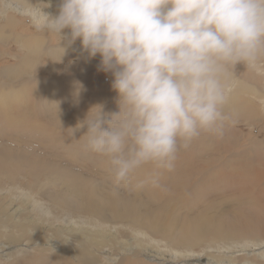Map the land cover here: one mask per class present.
<instances>
[{
    "label": "clouds",
    "instance_id": "clouds-1",
    "mask_svg": "<svg viewBox=\"0 0 264 264\" xmlns=\"http://www.w3.org/2000/svg\"><path fill=\"white\" fill-rule=\"evenodd\" d=\"M38 20L59 35L62 56L79 41L112 77L116 110L92 105L72 135L86 127L77 140L105 158L117 186L159 187L181 148L222 134L233 118L229 70L264 62V0H59Z\"/></svg>",
    "mask_w": 264,
    "mask_h": 264
},
{
    "label": "rangeland",
    "instance_id": "rangeland-1",
    "mask_svg": "<svg viewBox=\"0 0 264 264\" xmlns=\"http://www.w3.org/2000/svg\"><path fill=\"white\" fill-rule=\"evenodd\" d=\"M23 1H25L24 3L28 2L27 3L28 5L29 4L30 5H34V6L38 5L39 7H42L44 5V2L41 3L42 0H0V26H1L0 28H4L7 31L6 35L0 36V51H1L0 52V67H5V68L10 67L11 64L12 65L16 64L25 55L26 50H25L24 46L22 45V39H23V35L22 34L26 33L25 30H27V31L29 30L31 33H42L41 29L35 28L32 25V20H31V18L29 16H24L22 14H17V9H16L17 6H16V4L19 3L18 6H21V5L24 6V4L22 3ZM15 2H18V3H15ZM41 4H42V6H41ZM3 5L6 6V7H4ZM7 8H8V10H7ZM1 11H3V13ZM5 18H6V20H5ZM14 18L15 19L16 18L20 19L21 21L20 20L19 21L21 22V24L18 22V26H14L13 29L10 27L11 28L10 29L7 26L10 25L11 22L15 20ZM30 21H31V23H30ZM15 22L17 24V21H15ZM27 25H29V26H27ZM21 29L23 31H21ZM42 30H44V29H42ZM8 31H9V35H8ZM11 32H13V33L10 34ZM21 32H24V33H21ZM20 34L22 36H20ZM49 34H50L51 37L54 36V35L56 36V33H53V32H49ZM3 38H5L6 41ZM59 39H60V37L58 36V39H57L58 42H59ZM12 40H14V41H12ZM23 52H25V53H23ZM54 55L52 53L48 54V52L45 51L44 48H42V52H41V54L39 56V58H41V60L39 62L43 63V65H45L46 67L43 68L42 65L41 66L38 65L36 67L34 66L35 68H33V71L35 73L31 75L32 79H31L30 85L26 86L27 88L23 87V86L21 88H18V90H20V89L23 90L22 93H23L24 96L16 94L14 92L15 90L12 89V85L13 84L10 83L9 81H7L6 83L4 82V84H3L2 81H0V99H1V101L3 100L2 104H1L2 105L1 106V110H0V114H1L0 115L1 116L0 117V124H1L0 126L3 127L5 124L7 125V126L5 125L6 127L4 126L5 128H3V130H2L3 132L0 131V139H1L0 140V148L4 149L5 151L14 152V153H23L24 151L27 150V152H31V154L35 153L33 155L34 158H35L34 161H39V159H40V160H42L43 163H47V164L49 163V162H47L48 160L49 161L50 160L54 161L53 160V158H54L56 162L54 163V162L50 161V163H52L53 166L61 167L62 169H67L69 171V174L71 175V179L70 180H72L73 176H77L78 178L80 177L81 180H85L88 183L89 186H91L96 181L98 183V181L100 180L101 183H102L101 186L103 185L105 187H103V188L102 187H98V190H99V192L102 195L103 194L106 195V193L109 191L108 187L113 188V185L106 184L103 181L111 179L113 177L110 174V172L108 170H106L105 168H103V167H98V169L96 171L97 166H94L92 164V160L89 159V158L93 157L96 160H98V159L100 160V159H102L101 156H99V155H97L95 153L88 154V155H83L84 152H83L82 148L79 147V146H77L74 149L70 150V152H65L67 154H65L63 152H60L57 148L55 150L51 151V148L49 150V149H47V147L45 145H43L44 143L42 144V142H44L43 140H45V139L42 140V137H44V136L41 135V134H38V131L36 132L37 135H36V133L32 132V131H36L37 129H35V130H31V129L27 130L26 129V126L35 125V123L37 125L38 124L39 125L40 124H44V121H46L47 119L54 118V117L58 116V114H56L54 112L52 107L48 103H46V101L48 100V97H46L47 92L43 93V97L41 95L42 92L45 91L44 88L47 90L45 84L42 83V81H44V80L45 81H53V80L55 81L56 79H61V78L67 79L68 78L67 80L69 81V83H71V85L70 86L60 85L59 92L55 91V93H57V95H59V98L57 99L58 100L57 104L62 106L64 108V110L66 108H68L71 111L70 116L73 119H75L77 117V115H78V111H77L78 108L75 107L74 105H72L73 104L72 102H74L76 99H74L72 102H70V99L74 96L75 85L78 82L77 80L80 81V79H86L87 78L86 76L83 77L82 72H81L84 67H83V65L80 66L79 65L80 62L78 63L76 61V59L78 57H67L66 56V58L64 57L65 59L64 58H61V59L58 58L57 59V57L54 56ZM47 56L48 57L51 56V58H48ZM1 57H3V58H1ZM37 57H38V55H37ZM36 61H37V59H36ZM263 65H264V63H263ZM77 66H79L81 68H79ZM34 69H36V70H34ZM88 74H89V76H91V77L96 79V84H95L96 86L94 87L95 88L94 92L88 89V92L89 93H93V95L95 97H87L86 99H84L85 101L83 103L86 104L87 102L92 100V104H94V105L100 103V104H103L105 106V110L107 108V109H111V110L115 111L116 104L114 102V98H115L116 94L111 89V79H112L111 75L110 74H106L103 71L98 70V68L90 70V72H88ZM259 74L262 76V78H260V79H258ZM259 74H258V72L256 70L253 69L252 66H244L243 64H238L234 70H232V69L229 70V72H228V82H230L233 77L237 78L235 80L238 83L237 85H240L244 95L246 93L245 96H247V97H249L250 99L253 100V104L256 107L257 114L255 112L254 113L255 116L251 117V119L250 118H247V119L246 118H241L240 119V118L232 116L233 117L232 120H230L227 123V126H229L230 128H233L232 131H231L230 136L232 137V140H233L234 143L231 144L230 146L227 145L226 143H223V144L220 145L219 139L221 140V137H222V135H221V136H216V139L214 140V142L210 146H208L207 148H205L202 145H199V139L197 141V145L190 144L186 149L185 148H181L179 151L183 152L186 155H188V162L185 165L189 166V165H193V164H200V165L205 164L206 160L211 158V156H212L211 154L212 153H216L215 154L216 155L215 159L218 160V163L221 162L220 158H223V163L222 164H227L229 166H233V167L239 169V172L243 168H255L257 170L264 169V110H263V108H264V103H263L264 96L261 95V94L264 93V69H262V72H259ZM38 78L41 79L42 81L40 82V80ZM32 82H34V83H32ZM52 84H55V83H52ZM250 84H253V85H250ZM83 87H86V86L83 85ZM252 87H255L258 90H252L253 89ZM69 88H71V89H69ZM262 88H263V90H262ZM51 89L53 90L55 88H51ZM246 89H248V90L246 91ZM259 89H260L261 92L259 91ZM99 90L100 91L103 90L104 92L106 90H109L108 92H109L110 95L108 97V100H106V101L98 100V99H100V97L98 98V97H96V95H99L98 94ZM29 91H31V92H29ZM49 91L52 94V91L51 90H49ZM112 92H113V94L111 96ZM254 95L256 96V98L254 97ZM258 101H259V103H258ZM46 104H47V106H46ZM259 104L263 108L260 107ZM84 106L85 105H83V108H84ZM258 106L261 109L258 108ZM38 108H40V109H38ZM48 108L51 109L50 112L46 111V109H48ZM83 108H82V110H84ZM43 109H45V110H43ZM260 110L263 113H260L259 112ZM31 112L33 113L32 115L30 114ZM84 112H83L84 114L87 113L86 110ZM42 113L43 114H48V115H42ZM25 116L27 118H25ZM46 116H47V118H46ZM65 116L67 118H69V119L71 118V117H68L69 115L67 116V114H65ZM36 117H38V118H36ZM256 118L257 119L259 118V119L257 120ZM22 119H24L25 122L22 121ZM249 119H250V121H249ZM252 120H254V121L257 120V121L255 123ZM37 121L39 123H37ZM21 122L23 123V125H25L24 123H28V124L30 123V124L29 125L26 124L24 126L25 128L22 129L23 125H22ZM68 122H72V120L70 119V121H68ZM54 123H55V121H53L52 125ZM65 123L66 122H63V123H61V125L65 124ZM47 125L49 126V124H47ZM57 126H58V124H54L52 128L56 129ZM12 128H13V130H12ZM5 129H6V132H4ZM14 132H16V135L13 134ZM19 133L22 134V135H20ZM31 133L33 134V136L36 135L34 137L35 138L34 140L30 139V138H33V137H31L32 136ZM29 134H30V138H28V136H26V135H29ZM66 134H68V133H64L62 135H65L64 137H68V135H66ZM236 134L237 135L239 134V137ZM59 136H60L59 133H56L54 135V137L50 136V137H52V138H50V141H51L50 143H52L51 147L54 146L56 141H57V143L55 145L58 144ZM240 136H242V137H240ZM16 137H17V139H16ZM36 138H37V140H36ZM201 138H202V140H204V138H205L204 135H202ZM40 139L42 141L41 143H40ZM253 139H254V141H251ZM238 140H239V142H238ZM29 145H30V147H29ZM39 146L44 147V148L42 149ZM221 146H222V148H220ZM8 148H9V150H8ZM228 148L229 149L231 148L230 151H229ZM79 149H81V150H79ZM226 149L229 152L228 151L227 152H223ZM73 150H74V152L76 151L75 154L73 153ZM233 150H235V152ZM78 151H80V152H78ZM238 151H239V153H238ZM247 151H249V152L247 153ZM52 152H57V154L56 153H52ZM186 152H191V153H186ZM231 152H233V153H231ZM59 153H60V155H58ZM218 153H220V154L218 155ZM80 154L84 157L85 161L83 160V157ZM240 154H242V156ZM75 155H76V157H75ZM234 155L235 156L238 155L239 158L235 157ZM86 159L88 160V163H86L87 162ZM236 159H238V160H236ZM240 159H241V161H240ZM73 160H76V161H73ZM101 162H103V160ZM12 166L13 165H10L8 168H5L6 173H5V171H4V173L6 175H4L3 173L0 175V199H1L0 200V234L2 233V230H3V228L5 226H8L10 228V231L12 232L11 234H14V232L16 230L20 231V237H19L20 239L18 238L19 239V244L18 245L17 244L16 245H10V247H13V249L14 248L16 249L18 247L16 249V251L21 249V253L20 254L16 253V255H15V253H14L15 251L13 249H10L9 247H8V250L9 249L10 250L8 251L7 247H4V244H5L4 241L0 239V257H1V259H0L1 263L0 264H11L12 259H13L12 255L13 256H20L21 255L19 257V263L18 264H32L30 262V260H36V262L38 261L37 263H39V264H50V263H48V260L50 259V257H53V258L55 257V259L58 260L59 256H62L64 258V260L66 261V264H111V263L112 264H117L118 263L117 261H119V260L123 261V259H124V261H123L124 264H167V262H168V264H173L174 261H175V263H178V262H182L180 260H183V259H179L178 260V259H175V258L172 259V257H174L176 255L174 251H185L186 252V251H193V250L195 251V255L192 253L193 256H191L189 259H198L199 257L196 256V254L207 253V255H209L208 252H212L213 257L217 258V257L220 256L221 252H225V254H227V255L224 256V257L223 256H220V257L222 259H224V260L226 259L227 262L229 261L228 264H232V263L233 264H237L238 261H239L238 264H264V258H262L264 256V236L261 234L262 232L260 234L258 232H256L258 234V236H256L257 234H255L254 232L251 233V234H246V232H245V233L242 234L243 236L242 235L240 236L241 239H240V237H238V238H235V240H234V238L232 236L226 237L227 239L226 238L222 239L223 241L222 240L218 241L219 239L210 237V238H208L209 241H206L205 243H202L201 245H196V247H194V248L190 247L189 245H185V247L182 248L183 250H180L181 247L173 248V246H168L167 244L164 243V240L162 238H157L156 242L151 243L152 246L155 244L154 245L155 248H156L155 250L159 252V255L156 256L154 253H151L153 255L148 253V250H151V249H147V247L141 248V249H137L136 247H134V245L136 243H133L132 245L130 244L132 239L135 237V236H133V232H132V229L130 228V226H128V225L126 226L125 225V224H130V222L129 221H125V220H121L124 223L123 225H124V229L126 231L124 232V230H122L123 228H121L122 227L121 224H117L119 227L121 226L120 227L121 229L119 228V229H117V231L113 232L114 233L113 237L116 238L117 240L120 239L119 243H122L121 247H120L118 245V241L114 240L113 243H111V241H109L108 238L111 237L112 232L111 233L110 232L109 233H105V230L107 229L106 226H108V225L99 223L98 217H96L97 215H96V213L94 211L82 212L81 210H78V209L75 210V209L70 208V207H68V206H66L64 204L53 202V200L51 198H49L45 193H42V190H43L44 185H45L44 183L46 182V178H44V176H40V177H36L35 178L34 176L30 175L29 173H28L29 175L27 173H25L26 172L25 168H24L25 170H23V171L19 170V172L21 174L17 171V169H13V172H12L11 169H9ZM69 166H71V167H69ZM197 166H199V165H197ZM181 167H183V165ZM78 170H80V171H78ZM81 170L83 171V173L81 172ZM100 170H101V172H100ZM189 172L191 173V171H189ZM263 172H264V170H263ZM190 173H188V174H190ZM19 174H20V176H19ZM94 174H95V176L97 174L99 176L97 175L95 177ZM15 176H17V177H15ZM21 176H23V177H21ZM84 176H85V178H83ZM20 178H21V180H20ZM55 179H57V178L55 177ZM88 180H89V182H88ZM226 180L227 181L221 182V183L213 182V184H209V186H210L209 191L206 190V193L208 192V194H206V193L202 194V195H200V197L201 198L207 197V199L205 198L207 200V204H208L207 208L211 207L215 211L225 215L223 219H225L226 221L222 219V224H226V222L231 224V222L233 221L232 218H234V222H232L231 225H236L237 224L236 222H238V221H239L238 225L239 224H244V221L242 222V220H239L238 216L236 215L238 213V209H235L233 206H235L234 204L238 203L237 202L238 199L243 200L245 202V204H243L242 209H245V211H244V213L241 212V214H244V216H246L245 214H247V217H248L250 212H254L253 209H251V207H253L256 204V202H258V204H263L264 205V178H260L259 179L258 177H256L254 180L243 179L242 181H245V182L242 184L241 180L239 178V173L238 174L237 173H235V174L227 173ZM42 181H44V183H42ZM193 181L194 180H192V182ZM33 182H35L36 184L33 183ZM21 183L22 184L24 183V184L22 185ZM30 183H32V184H30ZM38 183L41 184V185H39ZM192 185L196 186V184H192ZM24 186H26L27 189H25L26 187H24ZM215 186H216V188H214ZM21 187L24 188V190ZM52 187H54V186H52ZM52 187L50 186L48 188H52ZM225 188H226V190H225ZM212 189H214V191H211ZM17 190H19V191L17 192ZM220 190H221V192H220ZM229 190H232V191H229ZM124 194L127 195V196H128V194L132 195L131 192H124ZM239 195H240V197H239ZM3 197H4V199H3ZM104 197H106V200L108 199L107 196H104ZM31 198H34V200H31ZM92 198L93 197L91 196V199ZM27 199L30 200V201H27ZM109 199H112V198H109ZM138 199H140V197H138ZM7 200H9V201H7ZM115 200H117V199H115ZM91 201L94 204H98L97 202H99V198L95 197ZM24 202H25V204H24ZM29 202H30V208H29V205H28ZM35 202H37V204H36V207L33 208L32 204L35 203ZM7 203H10V204L8 205ZM21 204H22V209H24L26 211L23 215L27 214L26 216L29 218V220L26 223H24V222H22V223L15 222V220L13 219V217H12V215L10 213V209L17 210L18 206L19 205L21 206ZM23 206H25V207L23 208ZM28 209H30V210H28ZM202 210H203V207L201 209L196 210V212L194 213L193 216H196L197 213L199 211H202ZM263 210H264V208H263ZM248 211H250V212H248ZM166 213H167V211H166ZM50 214L52 216H50L48 218V216ZM152 214H153V217L155 219V215L156 214L155 215H154V213H152ZM169 215H170V213H169ZM172 215L174 216V219L176 218L175 220L178 222L179 225L183 222V215L180 214L179 212H177V210H173V214ZM179 215H180V217H179ZM5 216L7 218L11 217L10 218L11 222L9 223V225L4 220ZM235 217L237 218V221L235 220L236 219ZM56 218L64 220L65 222L66 221L68 222V220H73L78 225H80L82 223L88 224L87 227L90 229V231L81 232V234H84V236L88 238L89 246L87 244L84 247V248L87 249L86 251L82 250L80 248V246H79V245H85L86 243H81L80 244V242H79V236L80 235L79 234H73L68 229V224L65 223L63 228H61V225H59V224H55V225L52 224V222ZM229 219H230V221H229ZM78 221L80 222V224H79ZM263 221H264V217L262 218V221H261L262 223L260 224L261 226L263 224V227H264ZM119 222H117V223H119ZM33 223H35V224H33ZM39 223H41V224L39 225ZM2 224H4V225H2ZM16 225H18V226H16ZM18 228H20V229H18ZM83 228H86V227H83ZM99 228H100V230H99ZM157 228H158V226H157ZM248 228L249 227H246L245 229H248ZM141 230L143 232H145V235H147V238L150 239V237L152 236L150 234H153V231L150 230V229L148 230V229H145V228H140V229H135L134 233H138ZM24 231H25V233H24ZM101 232H103V233H101ZM123 232L126 233V234H124ZM238 233L241 234L239 229H238ZM32 234H34V235H32ZM117 235H119V236L121 235L120 238H119V236L117 237ZM105 238H106V240H105ZM34 240L36 241L37 246H36V244H34V242H35ZM97 240H99L98 242H100L102 245L100 243H98ZM125 240H130V242L128 243ZM227 240H228L229 243L227 242ZM231 240H232L233 243L231 242ZM94 241H95V244L91 245V243H93ZM29 243H30V245H29ZM54 243H55V245H54ZM56 244H57V246H56ZM156 245H157V247H156ZM237 245L242 246L243 248H239L238 249V248H236ZM91 246H94L95 248L96 247L98 248V252L97 251L96 252H97L98 257H99L100 260H98V261L90 260L89 256L86 255V253L88 252V250L90 249ZM113 246L115 248H113ZM125 246H128L129 249H131V251L130 252L127 251ZM64 247H65V249H64ZM101 247H103V249ZM132 247H134V248H132ZM99 248H101V249H99ZM106 248H107V250H106ZM43 249H44V251H43ZM74 251L76 253H74ZM164 251H166L165 254H164ZM227 252H229V253H227ZM235 252L238 255L237 254L233 255V253H235ZM258 252H259L260 255H258ZM6 253H7V255H6ZM118 253H119V255H118ZM172 253H173V255H172ZM53 254L56 255V256H54ZM5 255L6 256L10 255L11 258L5 259L4 258ZM35 255L36 256L39 255V256L35 257ZM70 255H72V256H70ZM136 255L138 256V258L136 257ZM170 255H171V257H170ZM101 256H102V258H101ZM33 257L35 259H33ZM155 257H156V259H155ZM41 258H42V260H41ZM79 258H80V260H79ZM202 258L206 259L207 256L206 257L204 256ZM233 258H236L235 259L236 261H232ZM82 259H84V260H82ZM108 259L110 260V262H109ZM138 259H139V261H138ZM152 259H153V261H151ZM168 259H169V261H168ZM246 259H247V261L249 263L246 261ZM44 260H46V261H44ZM199 260H200V258H199ZM58 261L60 262V259ZM79 261H80V263H79ZM244 261H246L247 263L244 262ZM59 262H52V263L59 264ZM119 264H120V262H119Z\"/></svg>",
    "mask_w": 264,
    "mask_h": 264
},
{
    "label": "bare ground",
    "instance_id": "bare-ground-1",
    "mask_svg": "<svg viewBox=\"0 0 264 264\" xmlns=\"http://www.w3.org/2000/svg\"><path fill=\"white\" fill-rule=\"evenodd\" d=\"M25 1H23L22 3L24 4V6H18V3L16 4V9H17V14H22L24 16H29L32 20V25L35 28H39L37 27V24L39 23L38 17L40 16V12L41 10L46 12V13H50L52 15L57 14L58 11V7H59V0H42V2H44V5L39 7L38 5H28L27 3H24ZM34 2V1H33ZM8 3V2H7ZM10 4V3H9ZM21 4V3H20ZM33 4V3H32ZM11 5V4H10ZM4 6V5H3ZM38 6V7H37ZM6 7V6H4ZM15 8V7H14ZM8 10V8H7ZM13 10V9H12ZM6 11V10H5ZM4 11V12H5ZM11 11V10H10ZM3 13V11H1ZM20 16V15H19ZM11 17V16H10ZM15 19V18H14ZM13 19V20H14ZM17 19V20H16ZM14 21L11 22L10 25H8L7 27H11L13 29L14 26H18V22L21 24V20L16 18ZM6 20V18H5ZM20 20V21H19ZM17 21V24L16 22ZM31 23V21H30ZM2 25V24H1ZM29 26V25H27ZM1 27V26H0ZM22 27V26H21ZM10 28V29H11ZM29 29V28H28ZM42 33H31L29 30H25L26 33L22 34L23 35V39H22V45L24 46L26 53L25 55L22 57V59H20L19 62H17L16 64L12 65L10 67H0V81L6 83L7 81H9L10 83H12V89H14L15 93L18 95H23L22 93V89L18 90V88L26 87L30 85L31 82V75L34 74L35 72L33 71V68H35L38 65H42L43 68H45L46 66L43 65V63H40L39 61L41 60V58H39L41 52H42V48L45 49V51L48 52V54L52 53L54 56L57 57V59H61L63 50L60 49L58 47L59 42L57 41L58 39V34H56V36H50L49 32L47 30H42ZM21 31H23L21 29ZM13 32H11L10 34H12ZM20 33V32H19ZM24 33V32H21ZM7 34V31L4 28H0V36H4ZM8 35H9V31H8ZM20 34V36H22ZM11 36V35H10ZM5 40V38H3ZM6 41V40H5ZM14 41V40H12ZM21 41V40H20ZM57 42V43H56ZM66 44V41H61V45L64 46ZM21 45V46H22ZM5 47V46H4ZM7 48V47H6ZM1 52V51H0ZM4 52V51H3ZM11 52V51H10ZM16 53V52H15ZM22 53V54H23ZM17 54V53H16ZM19 54V53H18ZM4 55V54H3ZM20 55V54H19ZM38 55V57H37ZM6 56V55H5ZM8 56V55H7ZM12 56V55H11ZM22 56V55H21ZM67 57H78L76 59V61L79 63V65H83V70L82 75L83 77L86 76V79H80L77 80L80 84L86 86L83 87L82 90L80 91L79 97L75 98V96H73L70 99V102H72L74 99H76L74 102H72L75 107L78 108V115L75 119H73L70 116L71 111L66 108L64 110V108L62 106H60L59 104H57V99L59 98V95H57V93H55V91L59 92V87L60 85H64V86H70L71 83H69V81L67 79H56L55 81H42L41 79L40 82L42 81V83L45 84L47 90L44 88V92H42V97H43V93L47 92L46 97H48V100L46 101V103H48L52 109L54 110V112L56 114H58V116L54 117V118H50L47 119L46 121H44V124H36L35 125H31V126H26V129L29 130H35L36 131H32L33 133H36L38 131V134L43 135L44 137H42V140L44 142L41 141L40 139V143L42 142L43 145H45L47 147V149L51 151L55 150L56 148L60 151V152H70V150L74 149L75 147L79 146L82 148L84 154L83 155H88V154H92V152L88 151L85 147V140L82 138L80 140L79 139L86 131V127L82 128L78 131H76L73 135H72V129H74L77 125V123L79 121H82L85 118L84 114L85 110L86 112L89 110V108L94 105L92 104V100H90L89 102H87L86 104H84L83 102L85 101L84 99H86L87 97H95L93 95V93H89L88 89L93 91L95 90V84H96V79L89 76L88 72H90V70L98 68L99 66V60L100 58L97 56L96 58H92L89 59L87 57L86 53H82L81 49H80V44L79 41H77L75 44L71 45L70 47H67V50L65 52V54L62 56V58H66ZM4 57V56H3ZM1 57V58H3ZM10 57V56H9ZM13 57V56H12ZM17 57V56H16ZM48 57V56H47ZM48 58H51L48 57ZM64 58V59H65ZM16 59V58H15ZM37 59V61H36ZM53 59V58H52ZM57 61V60H56ZM58 62V61H57ZM76 62V63H77ZM264 62H260L255 66H252L254 70H256L259 74V72H262V69H264ZM9 66V65H8ZM35 66V67H34ZM79 67V66H77ZM48 68V67H47ZM81 68V67H79ZM36 70V69H34ZM55 70V69H54ZM80 73V72H79ZM89 76V77H88ZM94 76V75H93ZM262 78V76L259 74L258 79ZM43 79V78H42ZM237 78L233 77L232 80L229 82V85L231 87V94H230V101L229 104L227 106V111H229L232 116L237 117V118H250L255 116L254 113L256 112V107L253 104V100L250 99L249 97L245 96L242 92V89L240 87V85H237L238 83L235 81ZM36 81V80H35ZM34 83V82H32ZM31 83V84H32ZM55 83V84H52ZM100 83V82H99ZM258 83V82H257ZM256 83V84H257ZM101 85V84H100ZM253 85V84H250ZM255 85V84H254ZM260 86V85H259ZM63 87V86H62ZM61 87V88H62ZM73 87V86H72ZM27 88V87H26ZM32 88V87H31ZM51 88H55V89H51ZM252 90H258L255 87H252ZM71 89V88H69ZM108 89V88H107ZM38 90V89H37ZM52 91V94L50 93V91ZM104 90V89H103ZM100 91L98 92L99 95H96V97H100V99L98 100H102V101H106L108 100L109 97V90L104 91ZM248 89H246L247 91ZM263 90V88H262ZM34 91V90H33ZM260 91V89H259ZM31 92V91H29ZM97 92V91H96ZM111 92V91H110ZM250 92V91H249ZM248 92V93H249ZM257 92V91H256ZM255 92V93H256ZM261 92V91H260ZM259 92V93H260ZM26 93V92H25ZM38 93V92H37ZM251 93V92H250ZM113 92L111 93L112 96ZM264 96V93L261 94ZM24 96V95H23ZM258 96V95H257ZM71 97V96H70ZM252 97V96H251ZM254 97L256 98V96L254 95ZM3 99V98H2ZM88 100V99H87ZM259 100V99H258ZM5 101V100H4ZM96 101V100H95ZM3 100L1 101L0 99V110H1V104H2ZM255 102V101H254ZM42 103V102H41ZM259 103V101H258ZM257 103V104H258ZM264 103V101H263ZM100 104V103H99ZM256 104V103H255ZM261 104V103H260ZM259 104V106H260ZM83 105L84 108H83ZM263 105V104H262ZM35 106V105H34ZM37 106V105H36ZM47 106V104H46ZM49 106V107H50ZM108 106V105H107ZM262 107V106H260ZM113 107V106H112ZM115 107V106H114ZM29 108V107H28ZM82 108L84 110H82ZM110 108V107H109ZM257 108V109H258ZM263 108V107H262ZM40 109V108H38ZM261 109V108H260ZM29 110V109H28ZM33 110V109H32ZM45 110V109H43ZM42 110V111H43ZM116 110V109H115ZM264 110V108H263ZM34 111V110H33ZM47 112H50L51 109L48 108L46 109ZM45 111V112H46ZM105 111H114L111 109H107ZM84 112V113H83ZM260 113H263L261 110L259 111ZM4 113V112H3ZM31 115L33 114L32 112L30 113ZM65 114H67L68 117H71L70 119L72 120V122H68L70 121L69 118H67L65 116ZM257 114V112H256ZM1 115V114H0ZM30 115V116H31ZM42 115H48V114H43ZM27 116V115H26ZM25 116V118H27ZM1 117V116H0ZM20 117V116H19ZM257 117V116H256ZM11 118V117H10ZM38 118V117H36ZM47 118V116H46ZM236 118V119H237ZM249 119V121H250ZM257 119V118H256ZM259 119V118H258ZM257 119V120H258ZM9 120V119H8ZM26 120V119H25ZM30 120V119H29ZM257 120H252L256 123ZM263 120V119H262ZM7 121V120H6ZM21 121V120H20ZM22 121H24V119H22ZM32 121V120H31ZM53 121H55L54 124H58L57 128L53 129ZM247 121V120H246ZM11 122V121H10ZM25 122V121H24ZM63 122H66L65 124H62ZM5 123V122H4ZM9 123V122H8ZM15 123V122H14ZM22 123V122H21ZM37 123H39L37 121ZM42 123V122H41ZM244 123V122H243ZM258 123V122H257ZM16 124V123H15ZM25 125L28 123H24ZM30 124V123H29ZM28 124V125H29ZM49 124V126L47 125ZM251 124V123H250ZM1 125V124H0ZM6 125V124H5ZM4 125V126H5ZM21 125V124H20ZM23 125V123H22ZM25 125H23L24 129ZM0 126V131L3 130V128L5 127ZM8 128V127H7ZM6 128V129H7ZM19 128V127H18ZM6 129L4 132H6ZM233 128H230L229 126H226L224 131L222 132V134L220 135H212V134H202L204 135V140H202V135L195 139L194 141L191 142V144H195L197 145V141L199 139V145L204 146L205 148H207L208 146H210L214 140L216 139V136H221V140L220 141V145L223 143H226L227 145H231L233 144V140L232 137L230 136L231 131ZM13 130V128H12ZM30 130V131H31ZM66 131V132H65ZM235 131V130H234ZM3 132V131H2ZM8 133V132H7ZM56 133H59V142L57 145H55L57 143L54 144V146L51 147L52 143H50V138L54 137V135ZM64 133H68L66 135H68V137H64L65 135H62ZM3 134V133H2ZM13 134L16 135V132H14ZM20 134V133H19ZM27 134V133H26ZM32 134V133H31ZM242 134V133H241ZM22 135V134H20ZM37 135V133H36ZM35 135V136H36ZM237 135V134H236ZM28 136V138H30V134L26 135ZM25 136V137H26ZM32 134L30 138L31 140L35 139ZM52 136V137H50ZM234 136V135H233ZM239 137V134L237 135ZM21 137V136H20ZM41 137V136H40ZM242 137V136H240ZM49 138V139H48ZM252 138V137H251ZM17 139V137H16ZM24 139V138H23ZM29 139V140H30ZM1 140V139H0ZM37 140V138H36ZM39 140V139H38ZM237 140V139H236ZM256 140V139H255ZM3 141V140H2ZM6 141V140H5ZM222 141V142H221ZM251 141H254L251 140ZM36 142V141H35ZM239 142V140H238ZM237 142V143H238ZM242 142V141H241ZM32 143V142H31ZM39 143V142H38ZM6 144V143H5ZM260 144V143H259ZM38 145V144H37ZM241 145V144H240ZM3 146V145H2ZM33 146V145H32ZM4 147V146H3ZM30 147V145H29ZM41 147V146H39ZM239 147V146H238ZM241 147V146H240ZM38 148V147H37ZM42 149L44 147H41ZM222 148V146L220 147ZM11 149V148H10ZM40 149V148H39ZM41 149V150H42ZM225 149V148H224ZM229 149V148H228ZM231 149V148H230ZM229 149V151H230ZM240 149V148H239ZM9 150V148H8ZM81 150V149H79ZM223 150V149H222ZM57 151V150H56ZM218 151V150H217ZM221 151V150H220ZM228 150L226 149L223 152H227ZM228 151V152H229ZM232 151V150H231ZM235 152V150H233ZM76 152V151H75ZM74 150L73 153L75 154ZM80 152V151H78ZM249 151H247L248 153ZM44 153V152H43ZM50 153V152H49ZM52 153H56L57 152H52ZM72 153V152H71ZM186 153H191V152H186ZM233 153V152H231ZM230 153V154H231ZM239 153V151H238ZM246 153V152H245ZM35 154V153H34ZM34 154H31V152H27L24 151L23 153H14V152H9V151H5L4 149L0 148V175L3 173L4 175H6V171L5 168H8L10 165H13L11 168V171L13 172V169H17V171H23L26 169L25 173H29L30 175L36 177H40V176H44V178H46V182L44 183V181H42V183H44V188L42 190V193H45L49 198H51L53 200V202L56 203H60V204H64L70 208L73 209H78L81 210L82 212H91L94 211L96 213V217H98V221L99 223L102 224H107L108 226L107 229L105 230V233H111V237H107L109 239V241H111V243H113V241H118V245L121 247L122 243L120 242V239L117 240L116 238H114L113 236V232L117 231V229H119L120 227L117 224H121L123 228L122 230H124V232L126 231L124 229V223L121 220H125V221H129L130 224H125L126 226H130V228L132 229L133 232V236H135L132 241L130 242V240H125L128 243L130 242V244L132 245L133 243H136L134 245V247H136L137 249H141V248H145L147 247V249H151L148 250V253H154L156 256L159 255V252L156 251L155 249V244L152 246L151 243L156 242L157 238H162L164 240V243L167 244L168 246H173V248H177V247H181L180 250H183L182 248L185 247V245H189L190 247H196V245H201L202 243H205L206 241H209L208 238L213 237V238H217L219 239L218 241L225 239L228 236H232L235 240V238L240 237L243 233L246 232V234H251V233H255L258 232L259 234L261 233L264 236V227L263 224L262 226L260 225L262 222V218L264 217V205L263 204H258V202H256V204L251 207V209H253L254 212H250L249 216L247 217V214H245L246 216H244L245 209H242L243 204H245V202L241 199H238L236 204H234L235 206H233L235 209H238V213L236 214L239 218V220H242V222L244 221V224H239L238 222H236V225H231L232 222H234V218H232V222L227 223L226 224H222V219L224 218L225 215H223L222 213H219L217 211H215L213 208L209 207L207 208V197L205 198H201L200 195L205 194L206 190L209 191V184H213V182L215 183H221V182H225L226 180V175L227 173H239V178L241 180V183L243 184L245 181H242L243 179H249V180H254L256 177L260 178H264V169L261 170H257L255 168H243L241 169V171L239 172V169L233 167V166H229L227 164H222L223 163V158H220L221 162L218 163V160L215 159L216 157V153H212L211 158L206 160L205 164H193V165H185L188 162V155L184 154L183 152L178 151L177 154V160L175 162V166L174 169L170 172H164L162 177H161V181H160V186L159 187H153L151 185H146L143 188H136L134 186L135 181H133L130 184H121L119 186H117L114 183L113 178L108 179L103 181L106 184L109 185H113V188L108 187L109 191L106 193V195H102L99 190L98 187H105V186H101V181L99 180L98 183L97 181L95 183H93L91 186L88 185V183L85 180H81L80 177L78 178L77 176H73L72 180L71 179V175L69 174V171L67 169H62L61 167H56L53 166L51 162H56L55 159L53 158L54 161L52 160H48L47 163H43L42 160L39 161H34ZM67 154V153H65ZM64 154V155H65ZM220 153H218L219 155ZM43 155V154H42ZM60 155V153L58 154ZM78 155V154H77ZM81 155V154H80ZM242 156V154H240ZM249 155V154H248ZM53 156V155H52ZM62 156V155H61ZM60 156V157H61ZM79 156V155H78ZM82 156V155H81ZM92 156V155H91ZM96 156V155H95ZM235 156V155H234ZM244 156V155H243ZM64 157V156H63ZM76 157V155H75ZM80 157V156H79ZM83 157V156H82ZM90 157V156H89ZM235 157H238L235 156ZM239 158V157H238ZM241 158V157H240ZM245 158V157H244ZM82 159V158H81ZM92 160V164L94 166H97L96 171L98 169V167H103L106 170L109 171L108 169V165L106 163L105 158L102 157V159H98L96 160L95 158H89ZM242 159V158H241ZM240 159V161H241ZM46 160V159H45ZM84 160V157H83ZM87 160V159H86ZM103 160V162H101ZM238 160V159H236ZM76 161V160H73ZM85 161V160H84ZM90 162V161H89ZM88 163V160L87 162ZM219 164V165H218ZM61 165V164H60ZM183 165V167H181ZM199 165V166H197ZM84 166V165H83ZM71 167V166H69ZM85 167V166H84ZM88 167V166H87ZM86 167V168H87ZM151 165H147L145 166L143 169H141L138 173H137V179L142 178L145 174H147L149 171H151ZM25 168V169H24ZM75 168V167H74ZM102 168V169H103ZM77 169V168H76ZM75 169V170H76ZM83 169V168H82ZM84 170V169H83ZM5 171V173H4ZM80 171V170H78ZM105 171V170H104ZM191 171V173L189 172ZM15 172V171H14ZM81 172L83 173V171L81 170ZM101 172V170H100ZM20 173V172H19ZM99 173V172H98ZM190 173V174H188ZM21 174V173H20ZM19 174V176H20ZM26 174V175H27ZM28 174V175H29ZM16 175V174H15ZM75 175V174H74ZM98 175V174H97ZM96 175V176H97ZM18 176V175H17ZM15 176V177H17ZM18 176V177H19ZM80 176V175H79ZM95 176V174H94ZM95 176V177H96ZM99 176V175H98ZM101 176V175H100ZM14 177V178H15ZM23 177V176H21ZM55 177L57 179H55ZM92 177V176H91ZM26 178V177H25ZM34 178V179H35ZM42 178V177H41ZM40 178V179H41ZM43 178V179H44ZM63 178V179H62ZM85 178V176L83 177ZM39 179V180H40ZM21 180V178H20ZM192 180H194L192 182ZM18 181V180H17ZM41 181V180H40ZM2 182V181H1ZM23 182V181H22ZM36 182V181H35ZM33 182V183H35ZM89 182V180H88ZM100 182V183H99ZM192 182V183H191ZM27 183V182H26ZM22 184V183H21ZM24 184V183H23ZM22 184V185H23ZM32 184V183H30ZM36 184V183H35ZM39 184V183H38ZM192 184H196V186H193ZM13 185V184H12ZM34 185V184H33ZM41 185V184H39ZM11 186V185H10ZM15 186V185H14ZM18 186V185H17ZM35 186V185H34ZM52 187V188H48V187ZM20 187V186H19ZM26 187V186H24ZM37 187V186H36ZM41 187V186H40ZM22 188V187H21ZM216 188V186L214 187ZM17 189V188H16ZM24 190V188H22ZM27 189V187L25 188ZM13 190V189H12ZM20 190V189H19ZM17 190V192L19 191ZM41 190V189H40ZM105 190V189H104ZM226 190V188H225ZM211 191H214V189H212ZM232 191V190H229ZM124 192H131L132 195L128 194L125 195ZM217 192V191H216ZM221 192V190H220ZM32 193V192H31ZM218 193V192H217ZM17 194V193H16ZM15 194V195H16ZM24 194V193H23ZM29 194V193H28ZM208 194V192L206 193ZM262 194V193H261ZM5 195V194H4ZM14 195V196H15ZM234 195V194H233ZM263 195V194H262ZM25 196V195H24ZM45 196V195H44ZM91 196L93 198L98 197L99 198V202H97L98 204H94L91 200ZM107 196V200L106 197ZM207 196V195H206ZM232 196V195H231ZM2 197V196H1ZM138 197H140V199H138ZM240 197V195H239ZM43 198V197H42ZM112 198V199H109ZM120 198V199H119ZM4 199V197H3ZM13 199V198H12ZM21 199V198H20ZM25 199V198H24ZM97 199V198H96ZM117 199V200H115ZM1 200V199H0ZM10 200V199H9ZM7 200V201H9ZM31 200H34V198H31ZM209 200V199H208ZM13 201V200H12ZM16 201V200H15ZM27 201H30L27 199ZM26 201V202H27ZM163 201V202H162ZM213 201V200H212ZM2 202V201H1ZM95 202V203H96ZM6 203V202H5ZM89 203V204H88ZM213 203V202H212ZM8 205L10 203H7ZM25 204V202H24ZM37 202L33 203L32 206L33 208L36 207ZM43 204V203H42ZM29 208H30V202L28 203ZM27 205V206H28ZM44 205V204H43ZM13 206V205H12ZM25 206H23L24 208ZM203 207L202 211H199L197 213L196 216H193L194 213L196 212V210L201 209ZM11 208V207H10ZM15 208V207H14ZM233 208V209H234ZM3 209V208H2ZM5 209V208H4ZM32 209V208H31ZM37 209V208H36ZM30 210V209H28ZM173 210H177V212H179L180 214L183 215V222L179 225L178 222L174 219L173 214ZM242 210V211H241ZM5 211V210H4ZM3 211V212H4ZM8 211V210H7ZM167 211V213H166ZM228 211V210H227ZM26 211L24 209H22V204L21 206L19 205L17 210H12L10 209V213L13 217V219L15 220V222L17 223H26L29 218L26 215H23ZM32 212V211H31ZM33 213V212H32ZM148 213V214H147ZM155 215V219L153 217V214ZM170 213V215H169ZM227 213V212H226ZM7 214V213H6ZM178 214V213H177ZM2 215V214H1ZM52 216L51 214L48 216V218ZM91 216V215H90ZM41 217V216H40ZM58 217V216H57ZM95 217V218H96ZM180 217V215H179ZM11 218V217H10ZM10 218L6 217L4 218L5 222L9 223L11 222ZM93 218V217H92ZM236 218V217H235ZM12 219V220H13ZM252 219V220H251ZM34 220V219H33ZM32 220V221H33ZM225 220V219H223ZM237 221V218L235 219ZM97 221V220H96ZM120 221V222H119ZM226 221V220H225ZM230 221V219H229ZM79 222V221H78ZM119 222V223H117ZM68 224V229L73 233V234H79V242L81 243H86L85 245H79L80 248L84 251H86L87 249L84 248L87 244H88V238L84 236V234H81V232H88L90 231V229L87 227L88 224L86 223H82L78 225L77 223H75L73 220H68V222L58 219L56 218L52 224H59L61 225V228L64 227V225ZM180 223V222H179ZM264 223V221H263ZM5 224V223H4ZM2 224V225H4ZM14 224V223H13ZM35 224V223H33ZM41 223H39L40 225ZM93 224V223H92ZM1 225V226H2ZM18 226V225H16ZM29 226V225H28ZM67 226V225H66ZM158 226V228H157ZM86 227V228H83ZM149 227V228H148ZM246 227H249L248 229H245ZM12 228V227H11ZM120 228V229H121ZM140 228H145V229H150L153 231V234L150 237V239L147 238V235H145V232H143L142 230L139 231L138 233H134L135 229H140ZM20 229V228H18ZM238 229L240 230L241 234L238 233ZM24 230V229H23ZM44 230V229H43ZM50 230V229H49ZM100 230V228H99ZM121 230V231H122ZM27 231V230H26ZM123 232V233H124ZM12 232L10 231V228L8 226H5L2 230V233L0 234V239L4 241V247H8L10 249H13V247H10V245H18L19 244V237H20V231L16 230L14 232V234H11ZM25 233V231H24ZM103 233V232H101ZM119 233V232H118ZM121 234V233H120ZM126 234V233H124ZM123 234V235H124ZM25 235V234H24ZM29 235V234H28ZM34 235V234H32ZM31 235V236H32ZM93 235V234H92ZM261 235V236H262ZM110 236V235H109ZM119 235H117L118 237ZM121 236V235H120ZM119 236V238H120ZM132 236V235H131ZM132 236V237H133ZM243 236V235H242ZM253 236V235H252ZM258 236V234L256 235ZM262 236V237H263ZM34 237V236H33ZM71 237V236H70ZM19 238V239H18ZM31 238V237H30ZM36 238V237H35ZM244 238V237H243ZM253 238V237H252ZM103 239V238H102ZM227 239V238H226ZM241 239V237H240ZM90 240V239H89ZM106 240V238H105ZM229 240V239H228ZM227 240V242H228ZM245 240V239H244ZM251 240V239H250ZM253 240V239H252ZM35 241V240H34ZM33 241V242H34ZM92 241V240H91ZM96 241V240H95ZM95 241L93 243H91V245L95 244ZM99 240H97L98 242ZM223 241V240H222ZM226 241V240H225ZM24 242V241H23ZM32 242V241H31ZM232 242V240H231ZM239 242V241H238ZM259 242V241H258ZM28 243V242H27ZM39 243V242H38ZM100 243V242H98ZM103 243V242H102ZM117 243V242H116ZM229 243V242H228ZM233 243V242H232ZM235 243V242H234ZM244 243V242H243ZM261 243V242H260ZM263 243V242H262ZM23 244V243H22ZM34 244H36V241L34 242ZM101 244V243H100ZM115 244V243H114ZM124 244V243H123ZM258 244V243H257ZM30 245V243H29ZM40 245V244H39ZM52 245V244H51ZM55 245V243H54ZM59 245V244H58ZM102 245V244H101ZM109 245V244H108ZM111 245V244H110ZM26 246V245H25ZM37 246V244H36ZM57 246V244H56ZM89 246V244H88ZM96 246V245H95ZM106 246V245H105ZM123 246V245H122ZM255 246V245H254ZM3 247V246H2ZM28 247V246H27ZM107 247V246H106ZM117 247V246H116ZM132 247V248H134ZM157 247V245H156ZM188 247V246H187ZM200 247V246H199ZM246 247V246H245ZM18 248V247H17ZM16 248V249H17ZM25 248V247H24ZM35 248V247H34ZM37 248V247H36ZM103 249V247H101ZM99 248V249H101ZM113 248H115L113 246ZM125 248L127 249V251H131V249H129L128 246H125ZM236 248H243L242 246L237 245ZM251 248V247H250ZM255 248V247H254ZM259 248V247H258ZM257 248V249H258ZM262 248V247H261ZM4 249V248H3ZM9 249V250H10ZM14 248L13 250L15 251V255L20 254L21 253V249L17 250ZM32 249V248H31ZM65 249V247H64ZM256 249V248H255ZM254 249V250H255ZM8 250V251H9ZM107 250V248H106ZM113 250V249H112ZM173 250V249H172ZM37 251V250H36ZM44 251V249H43ZM76 251V250H75ZM74 251V253H76ZM98 248L91 246L90 249L88 250V254L86 253L87 256H89L90 260L93 261H98L100 260L98 257ZM114 251V250H113ZM139 251V250H138ZM174 251V250H173ZM234 251V250H233ZM248 251V250H247ZM253 251V250H252ZM29 252V251H28ZM38 252V251H37ZM100 252V251H99ZM117 252V251H116ZM133 252V251H132ZM166 251H164L165 254ZM175 252V256L172 257L175 259H183L180 260L182 262H178L175 263V261L173 262V264H228L227 260L222 259L220 256H226L227 254H225V252H221L220 256L217 258H214L212 255V252H208L209 255H207V253H201V254H196V256H198L200 258L198 259H189L192 255V253L195 255V251H174ZM237 252V251H236ZM233 253V255H236L237 253ZM260 252V251H259ZM258 252V255H260ZM8 253V252H7ZM6 253V255H7ZM44 253V252H43ZM63 253V252H62ZM73 253V252H72ZM114 253V252H113ZM134 253V252H133ZM146 253V252H145ZM168 253V252H167ZM229 253V252H227ZM9 254V253H8ZM28 254V253H27ZM55 254V253H54ZM53 254V255H54ZM79 254V253H78ZM129 254V253H128ZM253 254V253H252ZM5 255V256H6ZM44 255V254H43ZM85 255V256H86ZM119 255V253H118ZM121 255V254H120ZM138 255V254H137ZM136 255V257L138 258V256ZM153 255V254H151ZM162 255V254H161ZM173 255V253H172ZM230 255V254H229ZM228 255V256H229ZM238 255V254H237ZM4 258L5 259H9L11 258L10 255L6 256ZM21 256V255H20ZM20 256H13L12 255V262L11 264H18L19 263V257ZM32 256V255H31ZM39 256V255H37ZM35 255V257H37ZM48 256V255H47ZM51 256V255H50ZM56 256V255H54ZM72 256V255H70ZM112 256V255H111ZM116 256V255H115ZM195 256V257H196ZM206 257L207 258H202V257ZM227 256V257H228ZM26 257V256H25ZM28 257V256H27ZM81 257V256H80ZM106 257V256H105ZM104 257V258H105ZM127 257V256H126ZM171 257V255H170ZM169 257V258H170ZM241 257V256H240ZM248 257V256H247ZM262 257V256H261ZM69 258V257H68ZM83 258V257H82ZM102 258V256H101ZM103 258V259H104ZM119 258V257H118ZM123 258V257H122ZM128 258V257H127ZM238 258V257H237ZM264 258V256L262 257ZM1 259V257H0ZM33 259H35L33 257ZM44 259V258H43ZM60 259V262L58 261ZM59 259L56 260L55 257H50V259L48 260V263H52V262H59V264H66V261L64 260V258L62 256H59ZM74 259V258H73ZM117 259V258H116ZM120 259V258H119ZM118 259V260H119ZM156 259V257H155ZM163 259V258H162ZM219 259V260H218ZM230 259V258H229ZM236 258H233L232 261H236ZM245 259V258H244ZM21 260V259H20ZM25 260V259H24ZM42 260V258H41ZM80 260V258H79ZM84 260V259H82ZM109 260V259H108ZM260 260V259H259ZM263 260V259H262ZM46 261V260H44ZM76 261V260H75ZM102 261V260H101ZM124 261V259H123ZM123 261L119 260L117 261L119 264H124ZM139 261V259H138ZM153 261V259L151 260ZM164 261V260H163ZM162 261V262H163ZM169 261V259H168ZM238 261V260H237ZM243 261V260H242ZM241 261V262H242ZM247 261V259H246ZM244 261V262H246ZM6 262V261H5ZM28 262V261H27ZM30 262L32 264H39L36 262V260H30ZM40 262V261H39ZM110 262V260H109ZM108 262V263H109ZM165 262V261H164ZM177 262V261H176ZM240 262V263H241ZM248 262V261H247ZM246 262V263H247ZM1 263V262H0ZM41 263V262H40ZM74 263V262H73ZM80 263V261H79ZM239 263V261H238ZM237 263V264H238ZM243 263V262H242ZM249 263V262H248ZM54 264V263H52ZM56 264V263H55ZM112 264V263H111ZM168 264V262H167ZM233 264V263H232Z\"/></svg>",
    "mask_w": 264,
    "mask_h": 264
}]
</instances>
